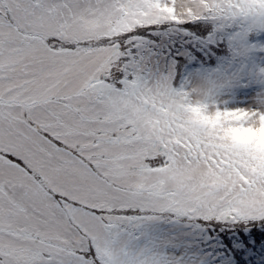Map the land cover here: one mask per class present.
<instances>
[{
  "label": "snow or ice",
  "instance_id": "6c2138e0",
  "mask_svg": "<svg viewBox=\"0 0 264 264\" xmlns=\"http://www.w3.org/2000/svg\"><path fill=\"white\" fill-rule=\"evenodd\" d=\"M0 264H264V0H0Z\"/></svg>",
  "mask_w": 264,
  "mask_h": 264
}]
</instances>
